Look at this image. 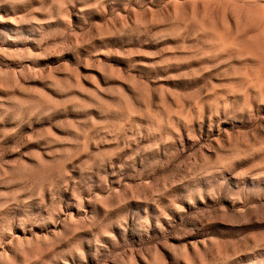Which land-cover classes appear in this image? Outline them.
I'll return each instance as SVG.
<instances>
[{"label": "rangeland", "instance_id": "374dc122", "mask_svg": "<svg viewBox=\"0 0 264 264\" xmlns=\"http://www.w3.org/2000/svg\"><path fill=\"white\" fill-rule=\"evenodd\" d=\"M0 264H264V0H0Z\"/></svg>", "mask_w": 264, "mask_h": 264}]
</instances>
